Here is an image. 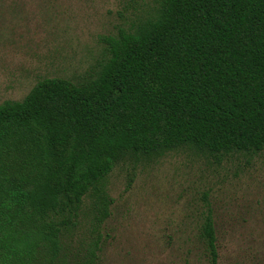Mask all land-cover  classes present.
Segmentation results:
<instances>
[{
	"label": "trees",
	"instance_id": "1",
	"mask_svg": "<svg viewBox=\"0 0 264 264\" xmlns=\"http://www.w3.org/2000/svg\"><path fill=\"white\" fill-rule=\"evenodd\" d=\"M104 41L82 81L47 78L0 105V264H61L85 199L98 224L110 216L105 181L125 160L264 151V0H160ZM200 239L219 264L209 205ZM93 246L78 264H95Z\"/></svg>",
	"mask_w": 264,
	"mask_h": 264
},
{
	"label": "rangeland",
	"instance_id": "2",
	"mask_svg": "<svg viewBox=\"0 0 264 264\" xmlns=\"http://www.w3.org/2000/svg\"><path fill=\"white\" fill-rule=\"evenodd\" d=\"M159 1L0 0V105L47 78L82 81L105 58L104 39L153 15ZM105 186L110 216L98 224L94 199H85L61 264L80 263L96 242L95 264H209L200 239L208 205L219 264H264V151L218 161L184 147L129 159Z\"/></svg>",
	"mask_w": 264,
	"mask_h": 264
}]
</instances>
